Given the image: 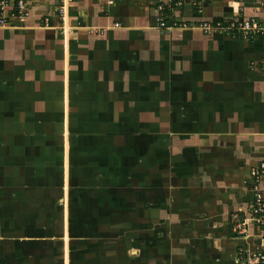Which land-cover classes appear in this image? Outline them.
<instances>
[{
    "label": "rangeland",
    "instance_id": "obj_1",
    "mask_svg": "<svg viewBox=\"0 0 264 264\" xmlns=\"http://www.w3.org/2000/svg\"><path fill=\"white\" fill-rule=\"evenodd\" d=\"M199 1L201 5L210 3ZM1 15L0 10V24L7 27L12 20L26 21L15 16L1 20ZM58 18L63 22L59 12ZM196 25L199 23L185 22L177 27ZM132 50L137 53L142 48ZM158 53L147 48V83L138 77L140 81L129 83L128 69L133 65L121 47L117 58L122 62L120 78L114 84L109 81L104 96L95 103L101 104L102 110L93 112V107L83 104L85 111L75 115L74 125L70 124L68 97L65 128L64 113L57 109L37 113L35 119L32 114L7 112L11 120H6L0 110V264H70V254L71 264H177L182 258L172 256L171 250L181 242L174 240L180 227L184 231L180 232L181 239L187 240L184 259L189 260L183 264H245L264 254V223L253 218L251 208L256 192L264 194V172H257L264 158L247 166L222 160L220 168L237 169L228 177L219 173L217 178H191L193 172H200L204 161L191 170L185 167L188 173L176 176L173 168L179 155L175 137L183 130L175 128V114L160 108L163 91L157 74ZM151 60L155 65L148 63ZM135 66L137 72L142 68V64ZM116 86L118 105L113 102L118 95L109 89ZM167 100L174 104L170 95ZM193 150L186 147L179 152L186 158L202 153ZM16 157L25 159L21 163ZM245 171L244 179L238 182V175ZM40 184L43 189L37 188ZM211 188L217 189L215 196L231 195L228 203L232 208L214 206L211 198L204 202L203 197H213ZM236 203L240 205L235 207ZM38 204L47 208L37 209ZM225 209L223 215L215 211ZM173 218H179L180 226L172 225ZM220 219L222 223H218ZM243 221L248 222L247 232L233 233L232 226ZM227 228L232 236L251 237L246 242L247 251L240 247L227 255L228 250L223 253L216 249L226 248L214 243L226 238Z\"/></svg>",
    "mask_w": 264,
    "mask_h": 264
},
{
    "label": "crops",
    "instance_id": "obj_2",
    "mask_svg": "<svg viewBox=\"0 0 264 264\" xmlns=\"http://www.w3.org/2000/svg\"><path fill=\"white\" fill-rule=\"evenodd\" d=\"M108 1L73 0L65 6L66 13L61 22L58 18L59 0H31L26 5L29 16L24 23L16 19L8 27L0 24V110L6 120H11L7 112L32 114V119H35L37 113L55 112L57 109L64 113L65 128L67 97L70 117L72 114L70 124L74 125L75 115L85 111L83 104L93 107V112H100L102 105L95 103L104 96L105 85L109 81L114 84L121 75L122 62L117 59L120 48L126 49L130 55L129 63L133 65L129 69L126 67L129 83L138 78L141 82L147 80L149 48L151 52L153 49L159 51L157 74L163 91L160 93L161 111L175 114L174 126L183 130L181 136L175 137L176 154L180 156H176L173 168L176 176L187 172L185 167L189 170L198 167L202 164L200 161L205 162L202 169L191 176L197 181L205 175L213 178H217L219 173L231 176L237 169L231 166L220 168L222 160L233 161L236 166L238 162L247 166L263 159L264 73L258 65L264 60V37L247 40L224 31L204 35L193 27L163 32L156 27V19L158 4L166 0H117L114 4ZM182 1V7L167 11L170 19L179 24L220 21L236 14L264 20L263 0H210L201 12L195 7L200 4L199 0ZM46 17L50 19L48 26L44 23ZM138 47L142 51L133 52L132 49L137 50ZM139 64L142 68L137 72L135 65ZM152 64L155 65L154 62ZM130 74L132 76L129 77ZM109 89L118 95L113 101L118 105V86ZM169 95L174 98V104L168 102ZM4 145H7L6 141ZM186 147L192 152L196 148L202 153L193 158L186 152V158L179 152ZM46 152L40 151L41 154ZM15 159L21 162L25 158ZM220 169L224 172H219ZM245 174L246 171L243 176L238 175V182H242ZM62 180L64 184L65 172ZM40 185L37 188L43 189V184ZM210 191L213 197L211 194L203 197L204 202L211 198L214 206L226 208L228 205L229 209L232 208L228 203L233 199L231 195L223 198L214 195L217 189L211 188ZM238 205L240 203L234 204L235 207ZM36 206L37 209L47 208L45 204ZM62 209L64 211V207ZM226 210L215 211L223 215ZM201 217L207 216L202 214ZM177 219L173 218L172 225L181 223ZM219 221L222 223L221 219ZM213 226L216 227L215 222ZM182 230L180 227L174 236L175 241L181 240L180 244L171 250L172 256L179 254L182 258V262L177 264L189 261L184 259L187 240L181 239ZM227 231L224 233L226 238L214 243L227 245L226 248L216 246V249L223 253L228 250L227 255L240 247L247 251L246 242L251 237L232 236L229 228ZM63 250L65 258L64 244ZM195 259L193 256V263Z\"/></svg>",
    "mask_w": 264,
    "mask_h": 264
},
{
    "label": "built area",
    "instance_id": "obj_3",
    "mask_svg": "<svg viewBox=\"0 0 264 264\" xmlns=\"http://www.w3.org/2000/svg\"><path fill=\"white\" fill-rule=\"evenodd\" d=\"M13 3L10 4V2ZM31 0H0V7H1V20H6L10 17L15 16V18L20 17L22 19H26L29 14L28 10L26 8V5ZM73 0H59L58 2V12L61 14L62 19L64 20L65 17V6L72 2ZM122 1V0H119ZM207 1V0H202ZM209 1V0H208ZM117 0H109L108 3L114 4ZM197 4L200 6V11L204 8L205 5ZM13 4V5H12ZM184 5V2L182 0H166L164 3L158 4V16L156 19V27L163 30H169L173 28H178V23L174 22L172 19H170L171 15L167 13V11H171L174 9H177L179 7H182ZM263 7H264V0H263ZM167 15L169 17H167ZM2 23V22H1ZM45 26H48L50 24L49 17L44 18ZM199 25H196L197 28L203 32L206 33H213L218 31H224L228 32L232 35L238 36L243 39H253L255 37H264V20L260 19L256 16H250V17H241L239 14H236L233 18L220 20V21H202L198 22ZM4 24V23H2ZM183 25V24H181ZM118 26V25H116ZM184 27H187L184 25ZM259 69L264 73V60L260 62L258 65ZM258 173L264 172V165L261 164L258 167L257 170ZM262 193V192H261ZM251 208L253 209V218L258 223H264V194H260L259 192H256L255 197L253 198ZM248 230V222H237L232 226V232L238 233L242 235L241 233L247 232ZM245 236V235H244ZM251 255V252H250ZM245 264H264V254H260L258 257H253V259H250Z\"/></svg>",
    "mask_w": 264,
    "mask_h": 264
}]
</instances>
